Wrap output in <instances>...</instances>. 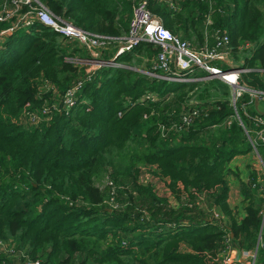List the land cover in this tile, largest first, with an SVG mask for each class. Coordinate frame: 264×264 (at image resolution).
<instances>
[{
	"label": "trees",
	"instance_id": "trees-1",
	"mask_svg": "<svg viewBox=\"0 0 264 264\" xmlns=\"http://www.w3.org/2000/svg\"><path fill=\"white\" fill-rule=\"evenodd\" d=\"M38 1L55 17L94 33L127 29L129 0ZM146 2L165 29L187 39L193 34L197 43L204 29L210 40L214 28L228 34L237 55L240 43L254 42L238 65L264 67V0H178L176 9L163 0ZM27 6L19 3L22 11ZM208 13L212 21L205 24ZM8 24L0 20V29ZM18 29L0 46V239L22 250L21 264H71L80 253L78 264H217L218 251L254 248L258 234L252 264H264V184H257L256 172L239 181L242 216L226 201V163L252 149L260 126L252 121L248 91L232 105L206 92L214 81L230 89L218 78L202 83L149 77L139 69L148 68V61L129 64L137 51L158 49L148 42L121 53L122 66H105L83 79V66L65 58L87 55L82 47L63 42L62 33L37 19ZM79 79L74 102L65 105L57 93ZM238 80L248 89H264L257 70L241 72ZM145 92L158 97L141 99ZM189 98L199 108L208 106L206 112L186 128L162 133ZM43 106L49 110L41 112ZM31 111L38 114L33 122L26 120ZM254 144L264 163V142ZM137 163L154 166L170 201L183 198L167 206L166 195L137 182ZM128 178L133 189L125 192ZM104 181L116 189L114 206L104 199L110 193L98 187ZM142 195L146 206L139 202ZM200 200L222 216L200 215L192 208Z\"/></svg>",
	"mask_w": 264,
	"mask_h": 264
},
{
	"label": "built area",
	"instance_id": "built-area-1",
	"mask_svg": "<svg viewBox=\"0 0 264 264\" xmlns=\"http://www.w3.org/2000/svg\"><path fill=\"white\" fill-rule=\"evenodd\" d=\"M15 1L11 0L10 4L12 5L8 4V6L19 5L15 4ZM22 1L28 4L33 9V12L28 9L24 11L20 10V26L30 23L31 19L40 20L42 23L62 33L64 36L63 42L72 46L82 47L88 53L83 56L75 54L65 56L72 63L83 66V79L93 76L96 68L101 65L98 63L100 60H109L108 63L110 65L122 66L119 62L114 61V58L121 52L130 50V48L139 42L145 41L151 43L153 46H158V49L147 60L149 67L139 68L140 71L149 75V77L176 81L218 78L229 85L234 97H236V94L238 96L242 91H248L251 100L254 97H257L258 100H264V89L241 90V86L237 83L239 82V74L252 70L251 67L236 65L235 67H222L223 64H228V66L232 64L233 53L231 50L232 46H230V37L226 32L218 28L211 29L209 33L211 36L210 40L207 39V29H204L203 42L195 43L190 39L182 37L181 33H172L165 29L158 18L148 10L146 6L147 0H129L130 14L126 31L120 35H105L82 29L68 21L55 17L38 0ZM164 1L167 2L169 7L173 9L178 8V0L176 2L172 0ZM30 2H34L36 5L30 4ZM9 17L10 13L6 9H1L0 20H7ZM211 21L209 13L206 14L204 18L205 24H210ZM10 27L12 26L8 24V26L1 28L0 32H5ZM253 44L254 42L244 41L237 46V51L253 47ZM109 52H113L110 58L104 59L103 57L108 56ZM253 70H257L264 81V67ZM224 75H228V77ZM81 81V79L77 80L75 85L67 89L63 94L57 93L65 105H71L74 102V90L80 86ZM46 86H48V83H45L43 88L45 89ZM52 94H56L54 89L52 90ZM153 94V92H145L140 98H152ZM231 103L234 105V99H232ZM52 107H55L53 103ZM207 107L203 109L197 107L190 98L188 106L179 110L177 117L168 126H161V129L175 130L177 128H186L195 116L205 113ZM47 110L49 109L46 106L41 108V112H46ZM26 116V120L30 122L38 119V114L34 111H31V114H27ZM251 118L255 125H260L257 129H254V137L250 140L252 149L256 151L254 141L259 140L264 142V117L255 113ZM228 122L229 120L226 119V123ZM243 129L247 136H249L248 129L245 127ZM256 157L259 166L264 169V163L258 153H256ZM226 240H229V235L226 236ZM1 245L2 240H0ZM17 251L21 254L22 250L17 249ZM33 262L35 264L38 263L37 260Z\"/></svg>",
	"mask_w": 264,
	"mask_h": 264
},
{
	"label": "rangeland",
	"instance_id": "rangeland-1",
	"mask_svg": "<svg viewBox=\"0 0 264 264\" xmlns=\"http://www.w3.org/2000/svg\"><path fill=\"white\" fill-rule=\"evenodd\" d=\"M172 1H175L176 2L177 0H172ZM9 3H11V0H0V11H1V9H6L7 12L10 13V17H9L8 21H9L10 26H12V27L8 28L5 32H0V46H1L2 41H3V39H4L5 36H7L8 34H10L11 32L19 31L20 30V29L17 30V28L20 26V22H21V18L19 16V14L21 13L20 7H19V5L8 6ZM14 3L15 4H19V3H24V2L22 0H16ZM166 4H167V2H166ZM27 9L29 11L33 12V9L30 8V7H28V6H27ZM27 9H25V10H27ZM10 30H12V31L9 32ZM6 32H9V33H6ZM190 39L193 42H195V43L197 42L196 39H195V36L193 34L190 35ZM143 42H145V41H143ZM230 46H231V44H230ZM253 48L254 47H250V48H247V49H242L243 52H239L240 55L239 54L237 55L238 52H236V54H235L232 51V53H233V55H232L233 59L231 60L232 63L238 65L239 62H241V60H242L241 59L242 58V53H246V52L252 50ZM130 49H132V48H130ZM137 52H139L138 53V56L131 59L133 61V63H129L128 62L130 64V66H132V68L138 62H140V64L143 65V63L145 61H147L148 58L150 57V55L152 54V53L151 54L144 53L145 52L144 49H142L140 51H137ZM112 53H110L108 56H104L103 58L104 59H109L110 56L112 55ZM121 53H123V52H121ZM120 54H118L114 58V61L119 62L120 64H122V62L118 58ZM108 61L109 60H106V61L100 60L98 63H100L101 65H99L96 69H99L100 68L99 70H101L105 66H107V67H118L119 66V65H115V64H111L110 65V63H108ZM255 65L256 66L251 67L252 70L259 68L258 63H256ZM238 66H242V65H238ZM222 67H224V66H222ZM224 76L225 77H228V75H224ZM174 81H176V80H174ZM181 81H196V80H181ZM204 82H206V81H203L202 80V83H204ZM215 82L216 81L212 82L210 84L211 86L209 88H207V90H206V92L209 93V96L210 97L217 98V99H226V100H232V99H234V101H235V99L241 94L240 93L238 96L236 94V97H234V95H232V94L229 93L230 92V89L224 87L223 85H220L218 82L215 85ZM237 83H239V85L241 86V90H247L248 89L246 87V85H244V83H241V82H237ZM157 97H158L157 94H153L152 95V98L153 99H157ZM119 113H120V111H119ZM165 131L166 130L161 129V132L162 133L165 132ZM248 159L251 160V162H252V163H250V166H254L253 168L255 170H257V172H259V176L261 178V181H257V184L258 185L261 184L263 186V184H264V177H263V174H262L261 167L259 166V164L257 163V160H256V152L253 149H251L249 151V157H248ZM138 163H137V165H138V168H139L140 171H139V174H138L137 182L144 183V184L145 183L146 184H149V185L152 186L153 190L157 194L163 193L162 195H166L168 197L167 198L168 199L167 206H169V207L175 206L176 205L175 203L179 202L183 198V196H179L177 199H174L173 198L170 201L171 195L168 193V191H167V189L165 187V184L161 180V177H159V176H157V175L154 174V171H155L154 166L149 165V164L147 165V164H144V163H140V164H138ZM239 167L243 168L244 166H239ZM103 178H106V177L105 176L101 177V179H103ZM231 179H233V178H231ZM124 183H128L125 186V189H126L125 192H130L133 189L132 188L133 186H132L131 179L128 178V180L124 181ZM228 185H229V190H231L232 187H233L232 186V183H229ZM98 187H99V189L101 191H105L106 194H109L110 193L109 197L105 196L104 199L111 206H114L115 204H117V202L114 201V198H113V195H112V193H115L116 192V189L114 188V186L109 181L108 182L107 181L106 182L104 181V182L98 183ZM229 194H230V202L231 203L235 202L236 199L234 197V194L232 192L229 193ZM139 200L137 199V201L143 203L145 206L148 205L147 199L145 198V196L142 195L141 198H139ZM139 202H138V204H140ZM183 203H186L187 205L189 204L186 201H182L180 204H183ZM192 208H195V209L200 210V212H199L200 215H203L204 217H211V216H218L219 215V213L217 212L216 209H214L212 211L209 207H207L205 204H203L201 202V200L197 203L196 206H194ZM17 249L18 248L13 245V243H12L11 240H9L7 238L2 239V245L0 246V254H2V256H5L6 259H3V261L0 262V263L1 264H21V261L22 260L20 258V253H18ZM83 256H84L83 253L75 254L73 256V258H72L71 264H78L79 261L82 259ZM23 264H35V263L34 262L25 261V263L23 262Z\"/></svg>",
	"mask_w": 264,
	"mask_h": 264
},
{
	"label": "crops",
	"instance_id": "crops-1",
	"mask_svg": "<svg viewBox=\"0 0 264 264\" xmlns=\"http://www.w3.org/2000/svg\"><path fill=\"white\" fill-rule=\"evenodd\" d=\"M257 153V151H255ZM249 152L242 153V154H236L232 156L229 161L226 163L227 169L225 171V178L227 181V195H226V201L230 207H232V210L234 211V214L237 217H240L244 214L243 210V200L242 196L239 191V181H247L249 179V173L250 171L256 172L255 175V181H261V178L259 176V172L255 170L253 167L250 166L251 160L248 159ZM257 160V157H256ZM258 163V162H257ZM238 164V165H237ZM239 166H244L243 168ZM261 167V166H260ZM262 174H264V169L261 168ZM233 178V179H231ZM229 183H232V191L229 190ZM233 193L235 197V202H230V194ZM219 216H222L219 213ZM224 219H226L224 217ZM226 250V251H225ZM256 251V250H255ZM254 248H240L236 246H227L226 248L218 251V253L215 255V260L217 264H252L254 261V254H255Z\"/></svg>",
	"mask_w": 264,
	"mask_h": 264
},
{
	"label": "water",
	"instance_id": "water-1",
	"mask_svg": "<svg viewBox=\"0 0 264 264\" xmlns=\"http://www.w3.org/2000/svg\"><path fill=\"white\" fill-rule=\"evenodd\" d=\"M252 106H253L254 112L256 114L264 115V100H258L257 97H254L252 99ZM262 219H263V216H262ZM258 238H259V234H258L257 240H256L255 245H254V251L256 250V246L258 244Z\"/></svg>",
	"mask_w": 264,
	"mask_h": 264
}]
</instances>
